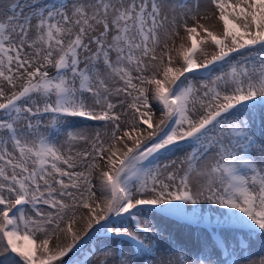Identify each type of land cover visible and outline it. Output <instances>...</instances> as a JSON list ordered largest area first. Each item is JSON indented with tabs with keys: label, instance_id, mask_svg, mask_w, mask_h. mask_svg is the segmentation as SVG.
<instances>
[{
	"label": "snow or ice",
	"instance_id": "1",
	"mask_svg": "<svg viewBox=\"0 0 264 264\" xmlns=\"http://www.w3.org/2000/svg\"><path fill=\"white\" fill-rule=\"evenodd\" d=\"M0 264H264V0H0Z\"/></svg>",
	"mask_w": 264,
	"mask_h": 264
},
{
	"label": "bare ground",
	"instance_id": "2",
	"mask_svg": "<svg viewBox=\"0 0 264 264\" xmlns=\"http://www.w3.org/2000/svg\"><path fill=\"white\" fill-rule=\"evenodd\" d=\"M212 27H213V30L214 31H221L222 30V25L220 24L219 21H215L213 23ZM173 228H175V227L173 226ZM258 251H259L258 246L257 245H254L253 248H252V252L254 254L253 255V259H259V257L255 255V253H257ZM245 255H248V253H245Z\"/></svg>",
	"mask_w": 264,
	"mask_h": 264
},
{
	"label": "rangeland",
	"instance_id": "3",
	"mask_svg": "<svg viewBox=\"0 0 264 264\" xmlns=\"http://www.w3.org/2000/svg\"><path fill=\"white\" fill-rule=\"evenodd\" d=\"M220 24L222 25V22H220ZM205 208L211 213V214H215V212H216V209H215V207L214 206H205ZM173 230L174 231H177V229H175V228H173ZM184 235H187V232L185 231L184 233H183Z\"/></svg>",
	"mask_w": 264,
	"mask_h": 264
}]
</instances>
